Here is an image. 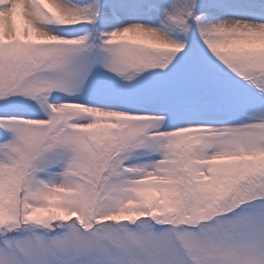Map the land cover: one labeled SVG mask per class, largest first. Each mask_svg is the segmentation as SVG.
Here are the masks:
<instances>
[{
  "label": "snow or ice",
  "instance_id": "snow-or-ice-1",
  "mask_svg": "<svg viewBox=\"0 0 264 264\" xmlns=\"http://www.w3.org/2000/svg\"><path fill=\"white\" fill-rule=\"evenodd\" d=\"M0 264H264V0H0Z\"/></svg>",
  "mask_w": 264,
  "mask_h": 264
}]
</instances>
